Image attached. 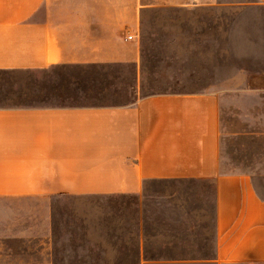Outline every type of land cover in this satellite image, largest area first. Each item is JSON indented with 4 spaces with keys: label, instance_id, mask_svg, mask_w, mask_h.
<instances>
[{
    "label": "crops",
    "instance_id": "crops-1",
    "mask_svg": "<svg viewBox=\"0 0 264 264\" xmlns=\"http://www.w3.org/2000/svg\"><path fill=\"white\" fill-rule=\"evenodd\" d=\"M228 4L132 2L137 15L123 19L87 11L102 0H0V73L77 67L80 86L107 94L30 102L0 86V264H264V195L222 157L228 90L264 87L246 68L223 78L215 9ZM156 180L213 185V253L156 255L143 209L131 224L59 223L54 201L67 196L109 198L103 212L129 221L115 207Z\"/></svg>",
    "mask_w": 264,
    "mask_h": 264
},
{
    "label": "rangeland",
    "instance_id": "rangeland-1",
    "mask_svg": "<svg viewBox=\"0 0 264 264\" xmlns=\"http://www.w3.org/2000/svg\"><path fill=\"white\" fill-rule=\"evenodd\" d=\"M140 1L155 0H102L103 8L87 11L97 10L96 15L126 19L128 16L137 15V10L132 9L131 4ZM224 1L231 4L215 9L220 52L218 61L220 69L225 70L223 78L230 77L231 83H236L240 80V68H246L251 73H260L264 83V3L262 6L245 5L264 0ZM177 12L180 16L190 15L185 11H176L175 14L174 9L148 10L147 15L173 17ZM239 52L246 55L240 56ZM78 70L77 67L60 66L50 71L34 73H0L1 93L2 88H6V94L3 95L17 96L30 102L34 97L43 96H107L104 92L85 88V84L80 86L77 82ZM228 91L230 97L222 105L224 166L228 170L251 174L259 191L264 195V87L245 90L232 88ZM205 183L182 180L151 181L146 185L140 200L134 198L119 202V206L115 207L116 210H128L129 221L123 217L109 216L111 213L106 215L103 211L112 208L110 199L100 196H67L56 199L54 207L57 212H62L58 216L59 223L67 229H78L94 221L95 225H99L101 221L103 225H113L116 219L118 225L131 224L136 211L143 209L144 227L156 247V255H209L215 249L214 191L213 185ZM72 209L82 215H85V211L96 213H91L86 221L85 216L81 219L78 215L73 216ZM124 211H120V214ZM73 240L79 241L78 238ZM23 252L30 255L34 253V249H24ZM27 254H24V259H27Z\"/></svg>",
    "mask_w": 264,
    "mask_h": 264
},
{
    "label": "built area",
    "instance_id": "built-area-1",
    "mask_svg": "<svg viewBox=\"0 0 264 264\" xmlns=\"http://www.w3.org/2000/svg\"><path fill=\"white\" fill-rule=\"evenodd\" d=\"M128 37H129V38H132V35H129Z\"/></svg>",
    "mask_w": 264,
    "mask_h": 264
}]
</instances>
